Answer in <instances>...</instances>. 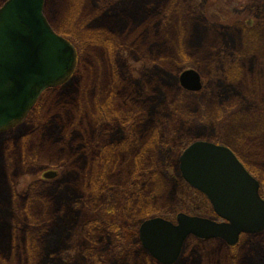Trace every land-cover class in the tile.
I'll use <instances>...</instances> for the list:
<instances>
[{"label":"rangeland","instance_id":"374dc122","mask_svg":"<svg viewBox=\"0 0 264 264\" xmlns=\"http://www.w3.org/2000/svg\"><path fill=\"white\" fill-rule=\"evenodd\" d=\"M4 1L0 0V6ZM263 4L264 0H45L44 12L51 25L76 46L79 71H74L65 82L67 88H63L73 98L72 101L64 103L63 100L67 97L62 98L64 90L48 91L40 96L23 122L7 131L4 136L5 144L0 139V187L8 196L10 189L14 191L12 214H16L14 217H7L6 210L1 211L0 206V230L7 224L15 227L19 225L22 228L26 226L21 221L25 215L29 216L34 199L39 198L37 185L34 184L37 180L52 181L46 184L51 191L55 189L56 202L59 195L61 198L72 193L68 185L63 184L62 177L72 171L74 159L69 157L63 162L65 157L62 158L58 154L60 146H66L71 151L80 149L78 157L84 159L81 164L85 163V167L94 168L98 158V170L106 167L104 170L109 171L106 174L114 176L112 171L118 167L108 162L106 164L102 157H98L97 153L101 148L96 145L110 144V136L107 133L110 134L113 128L119 131L121 125L132 121L130 112H125L127 106L134 103L129 99L130 94L126 92L129 86L126 85L134 79L139 82V93H144L141 82L145 76L151 78L157 72L160 74V71H163L158 70L154 63L157 55L164 58L160 63L164 64L165 68L174 71L169 76L171 81H174L173 76L178 81L180 72L186 67L199 69L203 74V89L188 91L179 84L181 91L168 89L167 108L164 101L159 103V98L150 100L151 103L139 108L145 110L151 106L147 110L150 112L154 109L160 119L162 112L167 113L166 138L168 143L172 144L170 148L177 147L180 153L195 140L218 138V141H208L230 147L259 180L261 193L264 195V82L259 83L251 76L240 81L234 76L229 80L233 84L223 87V78L215 76V71L223 67L221 61H217L215 67V61L212 60L217 53H231L238 47L236 52L246 55H241V61L243 59L245 62L247 57L249 60L253 59V55L258 60L254 62L257 69L264 72V24H259L262 21L258 19V22L255 16ZM158 8L164 18L157 13L143 22L142 19L135 18L143 11L147 16V10ZM250 22L256 24L250 26ZM179 30L178 40L171 47L184 46L186 60L169 59L175 55L172 51L166 52L164 47V43L168 44L167 40L171 41L175 37L171 32ZM232 30L239 33L236 44L231 41ZM252 35H257V38L260 36V40ZM230 61L233 64V59ZM259 61L263 64H257ZM182 63L188 64L182 67ZM246 64L248 65V61ZM207 69L215 71L208 75L205 74ZM212 77L214 81H211ZM78 79L79 82L76 83ZM109 79L116 88L110 95L107 92ZM258 81H264V75L258 76ZM155 87V83L151 82L147 91L154 92ZM74 89L79 90L74 92ZM120 89L123 92H120ZM218 96L228 98L221 103ZM135 110L136 108L132 112ZM124 112V118L112 120V115L117 116ZM160 119L156 125L158 128L163 126ZM150 120L148 115L134 120L131 125L137 138L129 140L125 145L129 149L138 150L145 142H151L153 146L148 152L153 154V157L157 156L159 163H163L170 153L163 150L159 143V149L156 147L152 139H156L157 132L153 130ZM73 137H76L75 141L68 145L66 142ZM93 148L95 151L91 152ZM142 149L139 150L142 152ZM154 149L159 152L156 154ZM121 158L126 160L125 156ZM67 162L71 163L67 165ZM126 164H121L124 169L126 166L129 169L132 167V164ZM49 170L57 171V175L46 178L44 174ZM164 171L166 174L158 177L154 183L147 178V182L139 185L141 188H136L131 198L136 202L143 196H155V203L150 205V209L154 207L160 214L146 219L162 216L175 222L179 212L200 215V212H210L208 210L213 209L202 192L196 193L197 189H189L183 184L179 161L177 168L169 164ZM124 177L117 180H124ZM79 181V184L72 181L73 190L86 189L85 179ZM104 181L113 184L117 182L108 177ZM124 185L129 187L134 183L128 182ZM108 186L117 188V185ZM42 187L41 184L39 190H43ZM70 197L68 202H64L66 199L62 200L58 215L48 222L50 233H54L50 238L55 239L57 243L54 247H47V254L52 258L51 261L87 264L84 253L88 257L91 254H88L90 250L86 249L89 244L82 235L84 231L80 229V225L86 219L100 216L102 213L99 210L90 212L81 204V198H73L74 195ZM136 211L132 209V212ZM161 213H165V216ZM204 217L210 218L208 215ZM217 220L221 219L218 217ZM30 235L32 234H27V239L31 238ZM223 242L225 241L220 238L200 241L198 237L191 235L185 241L181 256L174 264H198L197 258L201 255L204 264H264V233L261 236L241 235V240L229 250ZM6 246L7 244L0 240V264H34L35 259L31 256L26 258L23 254L19 257L18 252L7 253ZM20 248L21 251H31L28 243ZM255 248H258L257 252ZM147 253L150 254L148 251ZM232 255L238 257L234 262L229 258ZM125 261L121 259L119 264H125Z\"/></svg>","mask_w":264,"mask_h":264},{"label":"trees","instance_id":"16d2710c","mask_svg":"<svg viewBox=\"0 0 264 264\" xmlns=\"http://www.w3.org/2000/svg\"><path fill=\"white\" fill-rule=\"evenodd\" d=\"M161 16V9H154L153 11L147 10L145 16V11L143 13H140L138 17H135L137 20L142 19L143 20L148 19L155 15ZM150 15V16H149ZM141 16V17H140ZM164 18V14L162 15ZM259 24H264V21L261 20ZM161 22V21H160ZM159 22V23H160ZM258 24V25H259ZM245 27V26H243ZM238 31L232 30L231 33V41L237 43L239 39V33ZM180 33L179 31H172L171 34H175V37L173 40H167L168 44L164 43V47L166 49V52L172 51L175 55L174 58L169 59H182L186 60L185 56H187L186 48L184 46L175 45V47H171L173 43H175L176 40H178V35ZM258 33V32H257ZM256 33V34H257ZM253 37L257 38V35H252ZM260 37V36H259ZM259 37L257 40H260ZM246 38V37H245ZM247 39V38H246ZM238 47H236L235 51H232L231 53H217L216 57H212V60L215 61V67L217 66V61H221V67L220 70L215 71V69L205 71V74H212L213 70L215 71V76L223 78L225 81L224 86L226 87L227 84L231 86L233 83H230V78L237 76L240 81H243L244 77L251 76L254 80H256L259 83H263L264 81H258V76L264 75L263 70L257 69V65L255 57L251 55V58L249 60V57H247V60L244 62L240 60L243 55V53H237L236 50ZM240 49V48H239ZM226 49L224 48V51ZM176 51V52H174ZM165 52V53H166ZM228 55V56H227ZM164 58L159 57L158 55L154 59L155 65L159 68L160 74L158 72L155 75H152L151 78L145 76L143 81L141 82L142 89L144 90V93L140 94L138 89V81H135L134 79H131L126 86H129L127 89V94H130V100L134 101V103H130L125 112H130L129 117L132 118L131 122H126L124 125H121V127L118 130H115L114 128L111 129L110 134V144H105L100 146L96 145L97 147H100V151H98L97 155L98 157H102L106 164L110 165H116L118 168L115 171H112L114 173V176L109 173L108 170H98L97 164H98V158L97 163L94 168L91 166H84V164H81L82 160H84L81 156L78 157V154L80 153V149L71 151L66 146H60L58 148V154L62 156L63 162L68 160V158H73L74 162L72 161V171L69 174H66L62 177L63 184L68 185V189L70 194H68L66 197H61L59 195V200L56 202V198L54 196V191H51L49 188H47L46 183H51L50 180H37L35 185H37L38 192L37 195L39 198H35L32 203V208L29 210V216L25 215V218H23L21 221L26 226L22 228L19 225H3L2 230H0V240L2 243L7 244L6 251L7 253H15L18 252L19 257H22V254L26 256V258H29L30 256L32 259H35V262L37 264H71L70 262H65L63 260H54L51 261L52 258L47 254L48 253V246L49 248L54 247V245L57 243L55 242V239L50 238V236H54L50 233L51 228L48 224L50 220H52L56 215H58V211L62 207V200L66 199L64 202H68L71 197L73 198H81V204L90 212L94 211H101L100 216H95L93 218L86 219L82 224L80 225V229L84 231L82 235L86 238L85 240L88 242L89 246L86 249H89L90 251L88 254H91L90 257H88L85 253L84 256L87 259V264H119L121 259H125V264H159L156 259H154L150 254L147 253L146 249L141 245V241L139 238V230L138 227L140 223L146 219L149 216L160 214L157 209H150L151 206L155 203V196L149 197V196H143L141 200L133 201L131 199L136 191V188H141L139 185L142 183L145 184L147 182V178H150V182H155L158 180V177L163 176L166 174L164 169L170 164L173 165L174 168H177V163L179 161V155H180V149L178 150L170 146L172 144H169L166 138V130H167V113L163 114L161 113V118L158 115V113L153 109L149 112L147 110L149 107H147L145 110L140 109L142 105H146L151 103L150 100H155L159 98V103L163 102L166 104L165 108H167L168 104V89H176L178 91H181V87L179 86L178 81L174 77V81H171L169 76H171L174 71H170V68H165L164 64L160 63V60ZM233 59V64L230 61ZM248 61V65L246 64ZM183 66H186L188 63H182ZM257 64H263L262 61L257 62ZM79 65V64H78ZM220 66V65H219ZM168 67V66H167ZM182 69V68H181ZM157 70V69H156ZM166 70V71H165ZM180 70V69H179ZM79 71V68L77 67L76 72ZM165 71V72H164ZM164 72V73H163ZM222 73V75H219V73ZM168 75V76H167ZM175 75V74H174ZM167 76V77H166ZM214 77V76H213ZM211 79V81H214V79ZM151 82L155 83L156 89H154V92L147 91L149 84ZM210 81V83H211ZM79 82V79L76 81V83ZM221 84H223L222 80H220ZM109 87L107 89V92L110 94L114 93L116 88L115 85L112 83V80L109 79ZM236 85V84H235ZM120 87V85H118ZM67 88V83L58 85L56 87L49 88L45 90L41 96H43L48 91L53 90H64L63 88ZM146 89V90H145ZM79 89H74V92H78ZM104 91V86L102 88V92ZM64 95L62 98H66L63 100L64 103H67L69 101H72V97L68 95V91L64 90ZM120 92H123L122 89H120ZM197 96V94L195 93ZM41 98V97H40ZM112 100V96L109 97ZM228 96L219 97L218 99L221 103L226 101ZM63 104V103H62ZM154 107V106H153ZM136 110L132 112L134 109ZM147 110V112H145ZM125 112L121 115L113 116L112 120H118L122 119L125 116ZM176 112H174L175 114ZM148 115V119L150 120L151 125L153 126V130L157 132L156 139H152L155 142L156 147L159 149L158 143L160 144L161 148L165 151H169V155L166 158V160H163V163H160L157 161V156L150 154L148 152V149L152 147L153 145L151 142H145V144L142 147H138L139 149H142V152L136 148H127L125 143H127L129 140L133 139L137 135L133 132L132 125L134 120L138 118H143L144 116ZM161 120V123L163 124L162 127H157L158 120ZM12 129V128H11ZM8 131V130H7ZM1 132L0 133V139L5 142V134L7 133ZM119 134V135H115ZM105 134V133H104ZM204 138L203 136H201ZM76 137H73V139L67 141L66 143H73ZM197 138V137H196ZM195 138V139H196ZM205 139H212L214 141H218L215 138L207 137ZM98 142V141H97ZM135 142V141H134ZM5 144V143H4ZM3 144V145H4ZM76 145V144H75ZM129 145V144H128ZM127 145V146H128ZM134 146L136 147L135 143ZM158 149H154L155 153L157 154L159 152ZM168 149V150H167ZM175 149V150H173ZM95 149H91V152H94ZM164 152V151H163ZM162 154H160L161 156ZM125 156V159H122L121 157ZM115 159L117 161H115ZM131 159V160H130ZM108 162V163H107ZM68 163L71 162H67ZM128 165V163L132 164V167L129 169V167L126 166V170L123 168L125 164ZM119 164V165H118ZM158 164H163L162 166H158ZM168 164V165H167ZM162 167V168H161ZM121 168V169H120ZM128 168V169H127ZM68 169H70V166H68ZM127 173V174H126ZM106 174V175H105ZM122 176H125L124 180H117V178H121ZM106 177L116 180L117 182L115 184L113 183H107L104 180ZM85 179L86 181V189L82 191H76L73 190L72 187L74 186L73 183L79 184L80 179ZM116 178V179H114ZM73 181V183H72ZM146 181V182H145ZM128 182L134 183V185L125 187V183L128 184ZM41 184L43 185V190H39V187H41ZM58 184V183H57ZM117 185V188H113L108 185ZM150 184V183H149ZM183 184H185L189 189H193L192 186H190L185 180H183ZM131 185V184H129ZM153 185V184H152ZM53 187L56 188V186L53 184ZM52 187V188H53ZM92 190V191H91ZM196 193H198V190H195ZM129 194V195H128ZM14 191L11 189L9 190V196L7 195V192H4L3 189L0 187V206L1 211L6 210L7 217L15 216L16 214H12V204H13V197ZM25 197V195H23ZM30 197V195H28ZM264 196V195H263ZM19 197V196H18ZM27 197V195H26ZM53 198V199H52ZM152 198V199H151ZM151 200V201H150ZM151 205V206H150ZM102 206V207H101ZM14 207V206H13ZM100 207L102 209H100ZM211 208V207H210ZM46 209V211H45ZM132 209H136V212H132ZM39 212H38V211ZM57 211V212H56ZM210 212H200V215L209 216L212 218H218L217 215L214 213L213 209L208 210ZM194 212V211H193ZM199 213V212H197ZM165 216V213H161ZM117 217L114 218L113 217ZM119 217V218H118ZM123 219L121 222L120 220ZM109 220V221H108ZM119 220V221H118ZM9 226V229H8ZM30 226H34L33 228H30ZM21 227V228H20ZM31 233V238L27 239V234ZM257 233V234H243L244 235H260L263 234ZM49 239V240H48ZM57 239V238H56ZM200 241H207V239H201ZM209 240V239H208ZM241 240V239H240ZM6 242V243H5ZM8 242V243H7ZM27 243L29 246H31L29 251L28 249H24L25 251H21L24 246H27ZM227 249L232 248L231 245H228L226 242H223ZM241 244V243H240ZM260 243H258L259 245ZM264 245V244H262ZM14 247V248H11ZM255 252L258 251V248L254 249ZM229 258L234 260H237V256H230ZM199 261L198 264H204L203 256H199L197 258ZM35 262H33L35 264Z\"/></svg>","mask_w":264,"mask_h":264},{"label":"water","instance_id":"95a60500","mask_svg":"<svg viewBox=\"0 0 264 264\" xmlns=\"http://www.w3.org/2000/svg\"><path fill=\"white\" fill-rule=\"evenodd\" d=\"M45 0H6L0 7V132L25 120L41 94L70 79L77 51L51 26ZM180 85L200 91L196 68L179 74ZM183 179L202 192L221 220L179 212L176 221L162 216L139 227L143 247L162 264H174L187 238H220L235 245L242 234L264 231V197L259 180L234 151L223 144L198 139L179 157ZM57 171L44 176L52 178Z\"/></svg>","mask_w":264,"mask_h":264},{"label":"flooded vegetation","instance_id":"af4514ba","mask_svg":"<svg viewBox=\"0 0 264 264\" xmlns=\"http://www.w3.org/2000/svg\"><path fill=\"white\" fill-rule=\"evenodd\" d=\"M259 11L256 13V18H257V20L259 19V20H263L264 21V4H263V6L260 8V9H258ZM242 11V10H241ZM259 20H258V22H259ZM250 26H253L254 24H256V23H254V22H250ZM245 26H247V25H245ZM186 68H196V67H191V66H189V67H186ZM186 68H184V69H186ZM183 69V70H184ZM197 69V68H196ZM199 72H200V74H201V76H202V81H203V74H202V72L199 70V69H197ZM203 86H204V84H203ZM202 89H203V87H202ZM201 89V90H202Z\"/></svg>","mask_w":264,"mask_h":264}]
</instances>
